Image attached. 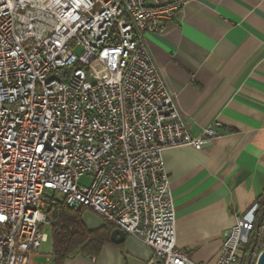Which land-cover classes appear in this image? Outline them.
Wrapping results in <instances>:
<instances>
[{
    "label": "built area",
    "instance_id": "1",
    "mask_svg": "<svg viewBox=\"0 0 264 264\" xmlns=\"http://www.w3.org/2000/svg\"><path fill=\"white\" fill-rule=\"evenodd\" d=\"M182 4L0 0V264H32L56 193L149 246L145 264H197L176 246L162 149H199L214 132L190 134L146 42ZM256 209L235 216L209 264H257Z\"/></svg>",
    "mask_w": 264,
    "mask_h": 264
},
{
    "label": "crops",
    "instance_id": "2",
    "mask_svg": "<svg viewBox=\"0 0 264 264\" xmlns=\"http://www.w3.org/2000/svg\"><path fill=\"white\" fill-rule=\"evenodd\" d=\"M146 42L190 134L214 132L199 149H162L176 246L192 262L209 264L235 216L264 193V0H183ZM82 221L90 230L104 224L89 209ZM151 255L134 237L114 243L109 235L94 255L75 252L62 264H145ZM32 264H54L52 241Z\"/></svg>",
    "mask_w": 264,
    "mask_h": 264
},
{
    "label": "trees",
    "instance_id": "3",
    "mask_svg": "<svg viewBox=\"0 0 264 264\" xmlns=\"http://www.w3.org/2000/svg\"><path fill=\"white\" fill-rule=\"evenodd\" d=\"M255 211L256 223L264 217V193L257 201ZM85 208H71L64 203L63 198L52 197L51 202L45 208V214L49 223L52 241V256L54 264H62L63 261L75 252L94 255L109 235L114 225L105 222L94 230L86 227L82 221ZM252 235L247 246L251 243Z\"/></svg>",
    "mask_w": 264,
    "mask_h": 264
},
{
    "label": "rangeland",
    "instance_id": "4",
    "mask_svg": "<svg viewBox=\"0 0 264 264\" xmlns=\"http://www.w3.org/2000/svg\"><path fill=\"white\" fill-rule=\"evenodd\" d=\"M75 51L78 53L80 50L75 49ZM92 175L90 173L83 174L79 179L77 180V183L80 186H88L91 183ZM54 197L62 198V196L59 193H56ZM44 232L47 236V239L43 241L38 249V251L48 252L51 249V237H50V230L48 225L44 228Z\"/></svg>",
    "mask_w": 264,
    "mask_h": 264
},
{
    "label": "water",
    "instance_id": "5",
    "mask_svg": "<svg viewBox=\"0 0 264 264\" xmlns=\"http://www.w3.org/2000/svg\"><path fill=\"white\" fill-rule=\"evenodd\" d=\"M124 238L125 233L119 228H114L110 233V239L114 243H120ZM257 264H264V253L259 256Z\"/></svg>",
    "mask_w": 264,
    "mask_h": 264
}]
</instances>
